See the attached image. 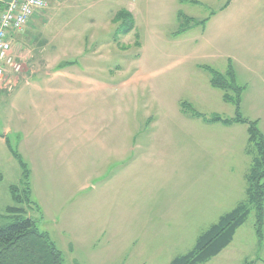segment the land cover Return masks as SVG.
Instances as JSON below:
<instances>
[{
	"label": "rangeland",
	"instance_id": "obj_1",
	"mask_svg": "<svg viewBox=\"0 0 264 264\" xmlns=\"http://www.w3.org/2000/svg\"><path fill=\"white\" fill-rule=\"evenodd\" d=\"M42 17L24 66L39 75L0 88V226L26 186L14 150L26 217L66 264H171L247 200L249 125L206 122L237 116L209 70L232 66L264 136V0H54ZM256 224L206 264H264Z\"/></svg>",
	"mask_w": 264,
	"mask_h": 264
},
{
	"label": "trees",
	"instance_id": "obj_2",
	"mask_svg": "<svg viewBox=\"0 0 264 264\" xmlns=\"http://www.w3.org/2000/svg\"><path fill=\"white\" fill-rule=\"evenodd\" d=\"M5 4H0V10ZM188 21L193 22V19ZM119 23V30L128 35L135 29V20L126 10L119 11L114 20ZM71 64V63H70ZM68 65V64H66ZM66 67V66H64ZM61 68H63L61 66ZM211 86L224 92V100L235 104L237 116L226 119L219 115L206 119L208 123L249 125V148L247 153L253 156L247 181V200L240 203L234 210L222 216L218 223L212 225L197 240L196 246L188 254L175 258L171 264H206L217 257L233 242L239 228L249 219L252 211L256 213L257 236L260 245L264 239V136L259 130L258 121L244 119L240 113L242 94L245 87L237 84V77L232 66L226 73L209 70ZM231 92L234 95H231ZM184 108L188 106L183 104ZM195 117H200L194 114ZM24 171L25 188L23 195L17 186L11 187L16 206L9 207L7 214L12 218L10 223L0 226V264H66L63 254L57 249L47 233L42 232L37 223L26 217L22 204H31L29 170L22 157L12 150Z\"/></svg>",
	"mask_w": 264,
	"mask_h": 264
},
{
	"label": "built area",
	"instance_id": "obj_3",
	"mask_svg": "<svg viewBox=\"0 0 264 264\" xmlns=\"http://www.w3.org/2000/svg\"><path fill=\"white\" fill-rule=\"evenodd\" d=\"M54 0H13L0 10V88L8 89V75L19 76L23 66L13 54L12 37L21 32L40 12L46 11ZM10 83V82H8Z\"/></svg>",
	"mask_w": 264,
	"mask_h": 264
},
{
	"label": "crops",
	"instance_id": "obj_4",
	"mask_svg": "<svg viewBox=\"0 0 264 264\" xmlns=\"http://www.w3.org/2000/svg\"><path fill=\"white\" fill-rule=\"evenodd\" d=\"M181 1V0H180ZM52 11V10H51ZM126 11H128L134 18L135 20V9L133 7H129ZM42 14H44V12H40L37 13L29 22V25H27L21 32L16 33L13 35L12 37V43H13V54L16 57L17 61L23 66V72L21 75H23V77H25V79H27V76H29V74H31V76H37L39 75L38 73L35 74L36 72L33 71L32 73L27 70H24V66H25V61H28L32 56H28V54L30 53L31 55V51L28 50V48L30 47L31 42L35 39V33L31 32L32 29H35L36 27L39 28V25L37 22L42 21L43 17ZM33 38L31 41L28 40V38ZM16 76V75H12L9 74L8 77L10 78H15L16 80L20 78V76ZM54 76H59V77H64V78H69L71 77V75H69V73H66L64 71H57L55 73ZM22 77V76H21ZM30 77V76H29Z\"/></svg>",
	"mask_w": 264,
	"mask_h": 264
},
{
	"label": "water",
	"instance_id": "obj_5",
	"mask_svg": "<svg viewBox=\"0 0 264 264\" xmlns=\"http://www.w3.org/2000/svg\"><path fill=\"white\" fill-rule=\"evenodd\" d=\"M5 4L11 3L13 0H2Z\"/></svg>",
	"mask_w": 264,
	"mask_h": 264
}]
</instances>
